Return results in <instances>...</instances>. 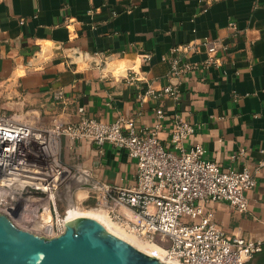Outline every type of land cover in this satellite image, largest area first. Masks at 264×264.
<instances>
[{"label": "crops", "instance_id": "0c3cea01", "mask_svg": "<svg viewBox=\"0 0 264 264\" xmlns=\"http://www.w3.org/2000/svg\"><path fill=\"white\" fill-rule=\"evenodd\" d=\"M205 39L229 43L230 55L219 66L173 76L171 59L181 55L173 48ZM207 57L203 48L188 60ZM169 85L180 90L179 100L163 93ZM0 88V113L34 110L45 121L58 116L70 123L82 116L133 119L141 127L159 122L164 144L181 114L196 126L183 147L199 143L205 158L223 168L256 170L264 161V0H216L206 12L198 0H0ZM62 158L98 188L136 182V161L109 143L64 137ZM256 179L246 211L211 204L228 236L264 240V169ZM96 194L76 189L73 204L98 208Z\"/></svg>", "mask_w": 264, "mask_h": 264}, {"label": "built area", "instance_id": "2783aa9c", "mask_svg": "<svg viewBox=\"0 0 264 264\" xmlns=\"http://www.w3.org/2000/svg\"><path fill=\"white\" fill-rule=\"evenodd\" d=\"M214 1L198 0L200 11L206 12ZM88 13L93 15L95 10ZM229 26L238 31L234 22ZM203 48L208 55L204 62L188 60L190 54ZM230 50L229 43L209 39L176 46L173 51L181 55L171 59V74L186 76L201 68L219 66ZM3 93L0 88V97ZM148 93L154 98L161 96L152 89ZM163 93L175 100L180 98V90L172 85ZM55 97L61 99L63 95L57 93ZM157 116L164 118L165 110L158 108ZM161 127L159 122L141 127L125 118L105 122L82 116L70 123L52 116L45 121L34 110L0 113V212L14 222L22 221L26 226L17 225L31 232L49 237L60 234L70 208L64 215L59 213L58 193L75 175L62 158L63 138L109 143L126 150L136 161V182L130 187L89 188L96 190V207L107 208L115 221L158 245L166 252V259L180 264H249L262 250L264 240L228 236L218 225L211 204L227 202L240 212L246 211L247 192L256 186V174L264 169V161L256 170L223 168L219 162L205 158L203 145L183 147L185 140L195 136L196 126L181 114L175 115L166 144L159 138ZM261 151L264 154V149ZM244 153L241 148L237 156ZM46 208L52 221H43ZM183 216L190 220L183 221ZM35 222L39 224H32ZM152 254L160 258L157 251Z\"/></svg>", "mask_w": 264, "mask_h": 264}, {"label": "water", "instance_id": "95a60500", "mask_svg": "<svg viewBox=\"0 0 264 264\" xmlns=\"http://www.w3.org/2000/svg\"><path fill=\"white\" fill-rule=\"evenodd\" d=\"M75 174L70 193L93 188ZM0 264H173L137 248L107 228L97 217L81 215L65 220L56 236L39 235L19 227L0 212Z\"/></svg>", "mask_w": 264, "mask_h": 264}, {"label": "bare ground", "instance_id": "6f19581e", "mask_svg": "<svg viewBox=\"0 0 264 264\" xmlns=\"http://www.w3.org/2000/svg\"><path fill=\"white\" fill-rule=\"evenodd\" d=\"M70 209H71V211L67 213L66 220H69V219H72L74 217L81 216V215L95 216L98 219H100L107 226V228L109 230H111L112 232H114V233L118 234L119 236L125 238L126 240L130 241L132 244H134L140 250H143L144 252H147L149 254H152L154 251H157L158 256L162 260H165L167 262H171L173 264H180L176 260L166 259V257H165L166 252L162 248H160L158 245H156L152 242H149L147 240L144 241L145 239L141 240L142 238L138 239L139 237L135 233L128 230V228L125 225H123L121 222L115 221L113 218H111V216L107 213V211L105 209H103V208L85 209V208L76 207L75 205L71 206ZM43 221L44 222L52 221V214L48 208H46L45 213L43 215ZM15 223L20 225V226H26L22 221L16 220ZM21 223H22V225H21ZM32 224L38 225L39 223L35 222ZM36 233H38V232H36ZM41 233H43V232H41ZM41 233L39 232L38 234H40V235L44 234V233L43 234H41ZM47 236H49V235H47Z\"/></svg>", "mask_w": 264, "mask_h": 264}, {"label": "rangeland", "instance_id": "374dc122", "mask_svg": "<svg viewBox=\"0 0 264 264\" xmlns=\"http://www.w3.org/2000/svg\"><path fill=\"white\" fill-rule=\"evenodd\" d=\"M70 169H71V172L73 174H75V170H73V168L71 166H70ZM69 183H70V180L67 183L63 184L61 186L60 190H59V193H58L59 194V197H57V209H58V211H59V213L61 215H64L65 214L66 208L68 207L67 205L70 204V203L71 204L73 203V199H72L73 197H71L70 189L68 188ZM58 198H59V200H58ZM80 208H84V206H82ZM71 209L69 210V212L71 211ZM85 209H95V208L86 207ZM181 219L183 221H185V222H188L190 220L188 217H185V216H183ZM21 225H22V223H21ZM41 234H43V233H41ZM44 234L46 235V233H44ZM138 239H140V237ZM141 240H144V239H141ZM144 241H146V240H144ZM162 244L165 245V246L168 245V243H162Z\"/></svg>", "mask_w": 264, "mask_h": 264}, {"label": "trees", "instance_id": "16d2710c", "mask_svg": "<svg viewBox=\"0 0 264 264\" xmlns=\"http://www.w3.org/2000/svg\"><path fill=\"white\" fill-rule=\"evenodd\" d=\"M249 264H264V244L262 250L254 255Z\"/></svg>", "mask_w": 264, "mask_h": 264}]
</instances>
